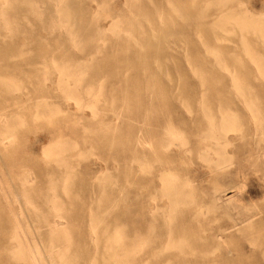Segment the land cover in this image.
<instances>
[{"label":"rangeland","instance_id":"1","mask_svg":"<svg viewBox=\"0 0 264 264\" xmlns=\"http://www.w3.org/2000/svg\"><path fill=\"white\" fill-rule=\"evenodd\" d=\"M31 1L34 2V6H32ZM133 1L97 0L93 2V0H89L84 2L83 6H79L74 4V0H69L67 3L71 6V9L68 8V12L70 11L69 13L76 16L75 20L70 18L76 23L74 26H76V33L79 35V37L77 36V43L81 46L80 49H77L79 46L74 47L66 27H62L61 30L59 22L55 21L56 23H54L52 29H49L51 22L49 15L51 10L49 4L51 2L49 0H11V3L6 0L3 6L4 0H0L1 11L8 8V11L1 12L8 19L2 14L0 17V133L12 135L8 147L0 146V229H2V231L0 230V264H32L27 261L26 255L22 258L21 253H16L18 252L17 249L23 247L28 249V245L33 248L36 246L38 250L43 251L41 252L43 254L41 260L39 259L41 264H48L51 260L52 262L55 260V264H58L57 260L59 264L62 261L63 264H71L72 262V264H93L94 262V264H109L115 257V261L110 264L114 262H116L114 264H119L117 262L122 260V257L123 260L126 259L124 261L126 264H264V169L258 167L257 173L250 177L243 189V192L246 190L248 192L240 201L237 188L239 189L241 186V179L237 174V167L241 161L238 158L237 151H235L239 145V132L236 130L231 133L234 139V146L231 147L234 153H232V156H234L232 157V164L230 163L229 166L223 163L222 138H220V136L222 137V132H220L222 125L220 126V124H222L221 118L225 109V105H223L225 97L228 101V107L231 111L233 110L234 118L244 111L247 121L251 125L249 113L242 106L243 103L238 100L235 84L239 77L242 78L246 70L254 69L255 66V68H264V42L262 41L264 37H260L258 33L254 34L251 31H238L237 25H231L237 31L223 33L220 31L222 30L220 26H223L222 21L216 23L220 26L210 23L219 20L227 13L244 16L248 12H252L256 17L260 15L259 17L264 18V0H227V3L219 4L222 7L217 6L218 0H214L217 5L212 0H200L202 5H199V8L202 7L200 12L203 13L199 19L202 21L201 24L192 27L189 34L184 32L175 34V37L180 39L179 43L182 47H187L179 48L177 51L173 50L174 53H177L176 61L178 64H174V60L169 57L166 59L167 63L151 66L150 68L134 65L118 67L108 65L103 67L104 63L113 64L122 55L132 54L140 50V47L136 49L134 45L141 37H157L160 35L161 29L169 26L171 21L183 23V20H180L176 14L175 9L191 2V0ZM35 4L37 7H35ZM86 9V17L84 18L87 20L85 23L100 12L98 24L104 30L108 29L113 20L112 17L106 15L112 13L116 19H120L119 26L123 27V30L134 29L133 32L136 34H134L133 44L131 37H125L124 34H128L126 31L114 32L109 30L103 35L106 40L105 48L96 49V44L103 45L104 40L98 39L99 37L95 33L92 35L83 33L84 29L81 22L83 16L80 14L81 11ZM6 12L7 14H5ZM142 17H145V19ZM160 20L163 21L160 22ZM262 20L264 22V19ZM8 24L13 28H8ZM16 24L17 27H15ZM214 26L216 27L214 28ZM4 28L6 29L4 30ZM10 28L15 32L12 29L10 32ZM200 28L207 30L212 28L217 32L197 33L196 30ZM14 34H16V37H14ZM116 35L118 37H115ZM120 36L127 39H124V42L121 43L118 41L121 38ZM243 37L246 38L247 42L243 41ZM201 42L205 44L202 45ZM2 50H6V52L3 53ZM250 52L254 54L252 55ZM53 58L56 63L58 61L59 66L66 67L68 71L66 72V69H64L66 73H72H70V75H73L70 79L72 82L71 88H75L73 89L74 92L72 90L73 97L82 96V101L87 103L91 99L90 97L93 96L92 93H95V96L97 95V97H93L96 98L94 100H96L95 103L98 104L96 107L99 110L96 116L91 114L89 108L84 107V110L80 111L73 100L64 98V92L56 85L58 80L57 71L50 64L52 61L49 59ZM218 59L219 61H226V64L223 61L222 64H219ZM70 62L74 63L71 64ZM84 62L87 65H83ZM75 64H77V69ZM84 66H86V69H84ZM96 66L101 68L99 72L96 71ZM226 66L231 72L225 71ZM82 70L84 71L82 72ZM194 71L197 73H194ZM74 72L82 76L79 78V74L77 75L79 82L76 84L74 80L76 81L77 76L75 77ZM84 72L85 74H83ZM134 73L139 74L136 80H132L131 77ZM46 74H48L49 80H45ZM236 74L238 75L236 76ZM200 75L201 78H199ZM232 75L234 78L236 77L234 82H231L233 81ZM84 77L85 79H83ZM208 78H213L214 82H209ZM201 80L203 84L200 83ZM263 81L262 78L259 80L248 76L247 82L250 91H252V100L254 103H259L263 111L262 115H264ZM256 94L259 99H256ZM204 111L207 116L204 115ZM118 115H120V118H118ZM80 116L83 118H80ZM168 124L172 126L170 127ZM210 125L214 127H210ZM173 126L175 127L174 133L179 135L180 132V140L176 139L177 145L170 144V148L166 146L169 141L171 142V136L167 133L169 134V129L172 128L171 130H173ZM215 127L218 129L214 131ZM164 128L167 133L162 130ZM184 133L185 136H182ZM166 135L170 137L168 140ZM140 137L144 139L142 142L138 141ZM212 137L219 140V145L215 144L216 141ZM237 138L238 140L235 141ZM162 139L164 140L162 141ZM181 140L184 146L180 144L182 143ZM57 142L59 144L55 155L48 158L43 147L55 146ZM204 152L205 154H203ZM133 156L135 161L132 160ZM145 156L147 159L143 158ZM144 159L146 160L144 161ZM147 160L148 162H146ZM145 162L148 164L145 165ZM58 164L60 165L58 166ZM143 167L148 170H143ZM150 167L152 168L150 169ZM50 169H55L51 172L53 175L49 174L48 170ZM165 169L174 171L178 179L180 178L179 181L182 182L187 179L193 185V195L180 199L184 204L179 203L180 200L179 202L176 201L177 205L173 204L165 194L164 188L163 191L161 190L163 184L160 174ZM227 171H230L231 174L227 175ZM67 172L75 174L70 173L74 177L70 179L69 176L68 183L64 182L66 183L65 189L68 190H66V193L63 192L62 181ZM28 173L33 176V182L29 185L28 192H25L21 180L25 178V174L28 176ZM53 176H55V179ZM52 181H56V183ZM67 185L68 187H66ZM53 186H55L56 191H59H51L50 188ZM87 187L88 189H86ZM23 193L28 200L23 198ZM90 193L94 194L91 196ZM16 195H20V198ZM191 196H193L194 202H191ZM15 197L18 200H15ZM189 198H191V201ZM241 202L247 204L251 214H255L256 209L261 207L259 209L260 214L254 215V219L257 217L255 220L263 219L260 226L246 228V222H238L241 218V210H239L241 209L239 207ZM254 203H258L257 208H254ZM172 204L178 212L172 207ZM228 204L233 206L231 207ZM54 205H57L59 209L57 212H60V214L64 210L66 211L61 214L62 216L65 215L61 218V222L66 225V230L65 233H60L62 235H59L61 236L59 240L58 236H55L59 233L52 234L49 232V226L47 225L48 220L54 219V214H56V208H53ZM178 205L179 207H177ZM89 206H92V208H89ZM226 207L229 209L226 210ZM158 208L160 209L158 210ZM172 210L173 214H171ZM179 211L181 215L178 214ZM169 212H171L170 215ZM174 213L175 217L177 215L176 218L173 217ZM23 214L25 216L21 217ZM157 214H161V217ZM146 217L148 220H146ZM94 218L98 223L94 221ZM92 220L96 224H91ZM166 220L172 222L168 221L169 223L166 224ZM16 224L21 225L20 228ZM13 228L18 232H14ZM237 228L240 232H237ZM20 229L23 232H20ZM92 229H96L98 235L91 232ZM66 231L71 234L67 235ZM171 233L173 239L170 236ZM63 234H66L65 237H62ZM53 235L54 237H52ZM113 236L120 238V240L124 238V240L121 242ZM178 236L181 239L180 241L176 239L179 238ZM184 236L186 240L188 239L187 241ZM192 237L197 243L194 242L195 240L192 242ZM175 239L178 242H175V245L179 242L180 244L177 246L181 247L184 243L185 245L171 250ZM91 240H97V244ZM203 240L204 242H201ZM57 241L59 242L57 243ZM147 241H150V245L147 244ZM168 241L172 242L168 243ZM190 241L196 245L190 244ZM60 242L61 244H59ZM172 243L173 245H171ZM121 244L126 246L127 244L128 246L134 244V246L132 248L130 246L131 251L128 247L129 251L127 249L128 252L126 253V246ZM137 244L140 246H136ZM167 244H170L172 248ZM108 245L113 247L111 246V248ZM189 245L191 246L189 247ZM56 246H59L60 249ZM214 246H217L218 249ZM64 247H66L65 253L62 250ZM183 247L186 251L183 250ZM196 247L197 249L194 250ZM105 248L107 253H105ZM133 248H138V251H140L138 252L136 249V252H134ZM59 250L62 251L60 254L58 253ZM197 250L198 252L202 251V253L205 251L208 256L203 253V257L202 253H198ZM119 251L122 252L119 253ZM123 251L128 254L125 255L126 257L123 256L125 254ZM181 251H183L182 254H180ZM192 251L195 252V255ZM55 253L56 255L58 253L57 257H55L56 255L53 257ZM115 253L121 259L118 258L119 260H117V256H112ZM25 254H28V252ZM64 254H67V256L65 257ZM13 255H17L20 260L17 256H15L16 258L13 257ZM72 256L74 259H72ZM108 257H112L109 259L110 262L108 260L106 262ZM132 258L135 259L134 262ZM42 259L44 261L47 259L46 263ZM63 259L66 261L64 262ZM124 262L123 264H125Z\"/></svg>","mask_w":264,"mask_h":264},{"label":"bare ground","instance_id":"2","mask_svg":"<svg viewBox=\"0 0 264 264\" xmlns=\"http://www.w3.org/2000/svg\"><path fill=\"white\" fill-rule=\"evenodd\" d=\"M11 0H9V2H10ZM25 1V0H24ZM27 1V0H26ZM51 3L49 4L50 5V7H51V10L49 11V15H50V18H51V22H50V26H49V29L51 30L52 29V27H53V25H54V23H56L55 21H57V22H59V25H60V29L62 30V27H66L67 28V30H68V32H69V36H70V38H71V41H72V43L74 44V47L75 46H77L78 45V38H77V36L79 37V35H77V33H76V30H75V28H76V26H74V25H76V23H74L73 22V20H75V15L73 16V13L71 14V13H69L68 12V8L69 9H71V6L70 5H68V1L69 0H49ZM87 1H89V0H74V4H77V5H79V6H83V4H84V2H87ZM94 1H97V0H93V2ZM133 1V0H132ZM135 1V0H134ZM133 1V2H134ZM212 1H214V0H212ZM211 1V2H212ZM227 0H218V5L216 4L217 2H215V4L217 5V6H219V4H224V3H227L226 2ZM2 2V1H1ZM5 2H6V0H4V3L2 4V6L5 4ZM8 2V3H9ZM13 2V1H12ZM17 2V1H16ZM32 2V1H31ZM31 2H30V4H31ZM37 2V1H36ZM136 2H138L137 0H136ZM135 2V3H136ZM211 2H209L210 4H211ZM213 2V3H214ZM7 3V4H8ZM11 3V2H10ZM9 3V4H10ZM33 3L34 2H32V6H34L33 5ZM128 4H129V2H127ZM208 3V5H210ZM126 4V3H125ZM124 4V5H125ZM137 4V3H136ZM214 4V5H215ZM14 5V4H13ZM36 5V4H35ZM199 5H202L201 4V1L200 0H191V2L189 3V4H186L185 6H183V7H178V9L176 8L175 9V11H176V14L179 16V18H180V20H183L182 22L183 23H180V22H178V21H171V23H170V25L169 26H167L166 28H164V29H161V31H160V35H158L157 37L156 36H153V37H150V36H147V37H145V38H142L141 37V39H138L137 40V38H136V45H134V47H136V49H137V47H140L141 49L140 50H142V51H140V50H137V51H135V52H133L132 54H127V55H122L121 56V58L117 61V62H115V63H111V64H103V67H107L108 65H112L113 67H118V66H130V65H134V66H144L145 68H150L151 66H158V65H162V64H165V63H167L166 62V59L167 58H171V59H173L174 61H173V63L174 64H178V62L176 61V58L178 57L177 56V53H174V51L173 50H175V51H177L179 48H187V47H182V45L179 43V41H180V39L178 38V37H175V34H177L178 32L180 33V32H184L185 34H189L190 32H191V30H192V27H194V26H196V24H201V20H199L200 18H201V15L203 14L202 12H200V11H202V7H200L199 8ZM208 5H206V6H208ZM212 5V4H211ZM214 5H213V8H214ZM10 6V5H9ZM8 6V7H9ZM26 6H28V5H26ZM107 6V5H106ZM105 6V7H106ZM205 6V7H206ZM216 6V7H217ZM1 7V6H0ZM7 7V6H6ZM29 7H31V6H29ZM35 7H37V5L35 6ZM103 7V6H102ZM215 7V8H216ZM219 7H222V6H219ZM4 8V7H3ZM98 8H99V6H98ZM131 8V7H130ZM136 8V7H135ZM208 8H209V6H208ZM208 8H206V9H208ZM8 9V8H7ZM6 9V10H7ZM9 9H11L10 7H9ZM15 9V8H14ZM6 10H2L3 12L4 11H6ZM38 10H39V8H38ZM1 9H0V17H1ZM8 11V10H7ZM10 11V10H9ZM86 11H87V9L86 10H84V11H81V16H83V17H81L82 18V20H81V22H82V27H83V29H84V31H83V33L84 34H88V35H92V34H96L99 38L98 39H102V40H104L103 42H104V44L103 45H99V44H96V49H101V48H105V46H106V40L103 38V35H105L106 33H107V31H114V32H117V31H122V32H124V31H126L128 34L126 35V34H124L125 35V37H131L132 38V40L135 38V36H134V34H136V33H134L133 31H134V29H125V30H123L122 28H121V26H119L120 25V19H116V17H115V15H113L112 13H107V17H112V20H113V22L110 24V26H109V28L108 29H103L102 27H100L99 26V24H98V21H99V18H100V15L99 14H101L100 12H98L97 13V15L95 16L94 15V17H91L92 19L90 20V21H88L87 23H85L86 22V18H84V17H86ZM98 11V10H97ZM14 12V11H13ZM33 12H35V11H33ZM37 12V11H36ZM35 12V13H36ZM41 12V11H40ZM37 13H39V12H37ZM5 14H7V12L5 13ZM11 14V13H10ZM31 14H32V12H31ZM34 14V13H33ZM71 14V15H70ZM95 14V13H94ZM144 14V13H143ZM175 14V15H176ZM226 14V13H225ZM2 15H4V13L2 14ZM22 15V14H21ZM39 15H41V14H39ZM42 15H43V13H42ZM134 15V14H133ZM8 16V15H7ZM169 16V15H168ZM260 16V15H259ZM256 17L252 12H248L246 15H244V16H241V15H232L231 13H227V15H223L219 20H216V21H212V22H210L211 24H214V25H216V23H220L221 21H222V24H223V26L221 27L220 25H216V26H220V28L222 29V30H220V31H222L223 33L224 32H226V33H228V32H235V31H245V32H248V31H251V32H253L254 34H256V33H258L259 35H260V37H264V27H262V26H264V25H262L264 22H263V20L262 19H264L263 17ZM3 17V16H2ZM4 17H5V15H4ZM38 18L40 17V16H37ZM36 17V18H37ZM44 17V16H43ZM43 17H42V19H43ZM73 18V20L71 19V18ZM136 17V16H135ZM223 17H225L224 19H222ZM5 18H7V17H5ZM5 18H3V19H5ZM14 18V17H13ZM142 18H144L145 19V17H142ZM159 18H160V15H159ZM170 18V17H169ZM178 18V19H179ZM8 19V18H7ZM135 19V18H134ZM162 19V18H161ZM15 20V19H14ZM26 20H27V18H26ZM148 20V19H147ZM146 20V21H147ZM159 20V19H158ZM172 20V19H171ZM179 20V21H180ZM161 21H163V20H160V22ZM4 22H6V21H4ZM41 22H43V21H41ZM8 23H9V21H8ZM45 23V22H44ZM146 23H149V22H146ZM14 24V23H13ZM27 24H28V21H27ZM221 24V25H222ZM3 25H5L4 23H3ZM47 25V24H46ZM57 25V24H56ZM122 25V24H121ZM161 25H162V23H161ZM230 25V26H229ZM231 25H237L236 27H238V29L236 30V28H233V26H231ZM129 26H130V24H129ZM140 26V25H139ZM216 26H214V28L216 27ZM7 27V26H6ZM9 27H12L13 28V26H9V24H8V28ZM15 27H17V24H16V26ZM30 27V26H29ZM131 27V26H130ZM149 27L151 28V25L149 24ZM165 27V26H164ZM12 28H10V32L13 30ZM42 28H44V27H42ZM54 28H56L55 26H54ZM59 28V27H58ZM65 28V29H66ZM126 28V27H125ZM219 28V29H220ZM6 28H4V30H5ZM12 29V30H11ZM16 29V28H15ZM26 29V28H25ZM48 29V30H49ZM7 30H9V29H7ZM55 30V29H54ZM53 30V31H54ZM196 30V29H195ZM17 31V30H16ZM29 31V30H28ZM64 31V30H63ZM66 31V30H65ZM143 31V30H142ZM150 31H153V30H150ZM13 32H15L14 30H13ZM20 32V31H19ZM58 32V31H57ZM114 32H112V33H114ZM154 32V31H153ZM196 32L197 33H199V32H213V33H215V32H217V30H215V29H212V28H209L208 30L207 29H205V28H203V29H198V30H196ZM52 33V32H51ZM63 33V32H62ZM143 33V32H142ZM141 33V34H142ZM11 34H13V33H11ZM17 34V33H16ZM16 34H14V37H16L15 35ZM22 34V33H21ZM67 34V33H66ZM119 34V33H118ZM8 35V34H7ZM20 35V34H19ZM62 35V34H61ZM146 35V34H145ZM214 35V34H213ZM217 35V34H216ZM215 35V36H216ZM8 36H10V35H8ZM13 36V35H12ZM60 36V35H59ZM81 36V35H80ZM142 36V35H141ZM144 36V35H143ZM218 36V35H217ZM14 37H13V39H14ZM115 37H118L117 35L115 36ZM121 37V36H120ZM123 37V36H122ZM120 38L118 41L119 42H124V39H127V38H125V37H123V38ZM130 38V39H131ZM12 39V40H13ZM118 39V38H117ZM199 39V38H198ZM219 39V38H218ZM217 39V40H218ZM243 39V41H246L245 39V37H243L242 38ZM264 39V38H263ZM11 40V41H12ZM135 40V39H134ZM134 40L132 41V44H133V42H134ZM183 40H185V39H183ZM200 40V39H199ZM214 40V39H213ZM79 41H81L80 39H79ZM128 41H129V39H128ZM263 42H264V40H262ZM118 42V43H119ZM129 42H131V41H129ZM247 42V41H246ZM33 43V42H32ZM80 43V42H79ZM128 43V42H127ZM249 43V42H248ZM129 44V43H128ZM201 44L203 45V44H205V43H202L201 42ZM250 44V43H249ZM13 45H14V43H13ZM245 45V44H244ZM5 46V45H4ZM79 46V45H78ZM77 46V47H78ZM204 46H206V45H204ZM243 46V45H242ZM246 46H247V43H246ZM250 46H251V44H250ZM249 46V48H251ZM80 47L81 46H79V48H77V49H80ZM82 47H83V45H82ZM115 47H116V45H115ZM117 47H118V45H117ZM133 47V46H132ZM203 47V46H202ZM206 48H208V47H206ZM85 49V48H84ZM83 49V50H84ZM87 49H88V47H87ZM113 49H114V47H113ZM75 50H76V48H75ZM82 50V51H83ZM186 50V49H185ZM205 50V49H204ZM210 50H212V49H210ZM253 50H255V49H253ZM3 51V53L4 52H6V50H2ZM187 51V50H186ZM213 51V50H212ZM247 51V50H246ZM17 52V51H16ZM211 52V51H210ZM248 52V51H247ZM255 52V51H254ZM215 53V52H214ZM251 53V52H250ZM212 54V53H211ZM252 54V53H251ZM254 54V53H253ZM252 54V55H253ZM217 55V54H216ZM222 55V54H221ZM251 56V55H250ZM218 57V56H217ZM223 57V56H222ZM221 57V58H222ZM225 57V56H224ZM92 58H93V56H92ZM164 58H165V60H164ZM215 58V57H214ZM252 58V57H251ZM219 59H220V57H219ZM219 59H218V63L219 64H222L221 62L223 61H219ZM224 60H225V58H223ZM231 59H232V57H231ZM49 60H51L52 62L50 63V62H48V63H50V64H52V66L54 67L53 69H55L56 71H57V76H58V80H57V87L59 88V89H61L63 92H64V98L65 99H67V100H73L74 101V104L78 107V109L81 111V110H84V107H87V108H89L90 110H91V114L93 115V116H96L98 113H99V110L97 109V107H96V105H98L97 104V102L95 103V101L96 100H94V99H96V98H93L94 96H95V93H92V97H90L91 99L87 102V103H84L83 101H82V99H81V97H73V92L75 91V90H73V89H75V88H71V84H72V82H71V77L73 76V75H70V73L68 74V73H66V72H68L67 71V69H66V67L65 68H62L63 67V65L62 66H59L58 64V61H57V63L55 62V59L53 58V59H49ZM78 60H80V59H78ZM216 60V59H215ZM252 60H254L253 58H252ZM69 61V60H68ZM85 61H87V60H85ZM216 62V61H215ZM214 62V63H215ZM224 62V61H223ZM226 62V61H225ZM224 62V63H225ZM256 62V61H255ZM61 63V62H60ZM71 64H73L72 62H70ZM77 63V62H76ZM223 63V64H224ZM234 63V62H233ZM254 63V62H253ZM64 64V63H63ZM69 64V63H68ZM226 64V63H225ZM224 64V65H225ZM49 65V64H48ZM76 65L77 64H75V68H76ZM83 65H87V64H85V62L83 63ZM232 65V64H231ZM51 66V67H52ZM67 66V65H66ZM219 66V65H218ZM72 67H74L73 65H72ZM81 67V66H80ZM86 66H84V69H86L85 68ZM88 67V66H87ZM97 67V66H96ZM175 67V66H174ZM224 67V66H223ZM256 67V66H255ZM254 67V69H248V70H246L245 71V73L243 74V76H242V78H240L239 77V79L236 81V84H235V86H236V92H237V95H238V100L240 101V102H242L243 103V105L242 106H244V109L249 113V116H250V123H251V125L249 124V122L247 121L248 119L246 118V114L244 113V111H243V113L242 112H240V114H239V116L238 117H236V118H234V116H233V114H232V111H231V109L228 107V101H227V99H226V97L224 98V103H223V105H225L224 106V111H223V115H222V118H221V120H222V124H220V126H221V131L220 132H222V137L220 136V138H222V157H223V163L224 164H227L228 166H229V164L232 162V157L234 156H232V150L233 149H231V147L232 146H234L233 145V141H234V139L232 138V136H231V133L233 132V131H236V130H238V134H239V136H238V138H239V145L237 146V149L235 150V151H237V153H238V155H239V159H240V165H238V167H237V174L239 175V177H240V179H241V186H240V188L238 189L237 188V192H238V196H240V198H238V197H236V198H238L240 201H242L243 200V198L245 197V193H247L248 192V190H246L245 192H243V189H244V187H245V185H246V183H247V181L250 179V177L252 176V175H254V174H256L257 173V171H258V167H260V168H262V169H264V164H263V157H264V115H262L263 113V111H262V108L259 106V103L257 104V103H254L253 102V100H252V95H251V92L252 91H250V88L248 87L249 86V84H247V82H248V76H252L253 78H255V79H259L260 80V78H262V80H264V68H261V67H257V68H255ZM48 68V67H47ZM67 68H69L68 66H67ZM78 68H79V66H78ZM82 68V67H81ZM159 68H161V67H159ZM192 68V67H191ZM64 69H66V72L64 71ZM71 69V68H70ZM77 69V68H76ZM90 69V68H89ZM96 69V71H100V67H97V68H95ZM242 69H244V68H242ZM162 70V69H161ZM168 70V69H167ZM228 70V72H231L228 68H227V66L225 67V71H227ZM235 70V69H234ZM69 71H72V70H69ZM74 71H75V69H74ZM79 71V70H78ZM84 70H82V72H83ZM75 72H77V71H75ZM74 72V73H75ZM86 72V71H85ZM85 72L83 73V74H85ZM90 72H91V70H90ZM145 72V71H144ZM167 72V71H166ZM234 72V71H233ZM73 73V74H74ZM86 73H88V72H86ZM194 73H197V72H195L194 71ZM72 74V73H71ZM76 74V73H75ZM79 73H77L76 75H75V77L78 75ZM127 74V73H126ZM129 74V73H128ZM163 74V73H162ZM229 74V73H228ZM227 74V75H228ZM233 74V73H232ZM48 74H46L45 75V80H49V78H48V76H47ZM82 75V74H81ZM146 75V74H145ZM169 75V74H168ZM203 75H205V74H203ZM238 74H236V76H237ZM127 76V75H126ZM126 76H124V77H126ZM229 76V75H228ZM80 77H82V76H80V74H79V78ZM132 80H136V79H138V77H139V74L138 73H134L132 76ZM169 77V76H168ZM74 78V77H73ZM78 78V76H77V79H76V81L74 80V82H75V84L76 83H78L79 82V79ZM199 78H201V75H200V77ZM232 78H233V81H231V82H234V80H235V78H234V76L232 75ZM83 79H85V77L83 78ZM180 79V78H179ZM231 79V78H230ZM150 80V79H149ZM216 80V79H215ZM84 81V80H83ZM171 81V80H170ZM179 81V80H178ZM208 81L209 82H214V80H213V78H208ZM257 81V80H256ZM46 82V81H45ZM204 82V81H203ZM264 82V81H263ZM150 83V82H149ZM200 83H202V80H201V82ZM205 83V82H204ZM154 84V83H153ZM203 84V83H202ZM206 84V83H205ZM234 84V83H233ZM77 86V85H76ZM79 86V85H78ZM260 86H262V85H260ZM232 88V87H231ZM88 89V88H87ZM89 89H93V88H89ZM139 89V88H138ZM208 89V88H207ZM72 90H73V92H72ZM86 90V89H85ZM262 90V89H261ZM88 91V90H87ZM93 91V90H92ZM99 91V90H98ZM97 91V92H98ZM234 91V90H233ZM77 92H79V91H77ZM89 92H91L90 90H89ZM94 92V91H93ZM102 92V91H101ZM148 92V91H147ZM206 92H208V91H206ZM83 93V92H82ZM88 93V92H87ZM202 93V92H201ZM205 93V92H204ZM203 93V94H204ZM263 93V92H262ZM2 94V93H1ZM88 94H90V93H88ZM87 94V95H88ZM97 94V93H96ZM101 94V93H100ZM150 94V93H149ZM202 94V95H203ZM208 94V93H207ZM254 95H255V93H253ZM79 96H80V94H78ZM86 95V94H85ZM152 95V94H151ZM175 95V94H174ZM200 95V94H199ZM236 95V96H237ZM201 96V95H200ZM205 96H206V94H205ZM204 96V97H205ZM257 94H256V99H259V98H257ZM85 97V96H84ZM95 97H97V95L95 96ZM203 97V96H202ZM86 99V98H85ZM203 99V98H202ZM86 101V100H85ZM91 101V102H90ZM93 101V102H92ZM97 101H98V98H97ZM209 101V100H208ZM205 103V102H204ZM263 104V103H262ZM210 106V105H209ZM264 106V105H263ZM165 107V106H164ZM202 108H203V106H202ZM222 108V107H221ZM206 110H207V108H206ZM209 110V109H208ZM203 111V110H202ZM208 112V111H207ZM204 115H206V113H205V111H204ZM210 115V114H209ZM248 115V114H247ZM83 116V115H82ZM207 116V115H206ZM3 117V116H2ZM85 117V116H84ZM80 118H83V117H81L80 116ZM118 118H120V115H118ZM207 119V118H206ZM213 119V118H212ZM220 120V119H219ZM214 121H216L215 119H214ZM213 124H214V122H213ZM112 125V124H111ZM169 125V124H168ZM167 125V126H168ZM215 125V124H214ZM166 126V125H165ZM170 126V125H169ZM172 126V125H171ZM170 126V127H171ZM169 127V128H170ZM210 127H214V126H211L210 125ZM216 127H218V126H216ZM214 128L213 130L215 131V129H218V128ZM113 128V127H112ZM172 129V128H171ZM171 129H169L168 130V128H167V130H168V132H169V134L167 133V131H166V129L164 128V129H162V130H165L164 132L165 133H167V135H170L171 136V142L169 143L168 142V144L166 145V146H169L170 148H171V146H170V144H173L174 146H175V144L177 145V142L175 141L176 139H179L180 138V132H179V129H178V132H179V135L178 134H176V133H174V129H175V127L173 126V130H171ZM206 129V128H205ZM210 130V129H209ZM176 131H177V129H176ZM175 131V132H176ZM177 132V133H178ZM213 132V131H212ZM217 132V131H216ZM182 133V132H181ZM205 133V132H204ZM209 133H211V131H209ZM236 133V132H235ZM216 134V133H215ZM163 135V134H162ZM166 135V136H167ZM217 135H221V134H217ZM236 135V134H235ZM11 136L12 135H10V134H8V133H0V146L1 147H8V145H9V143H10V139H11ZM135 136V135H134ZM165 136V137H166ZM182 136H185V133H184V135H182ZM213 136V135H212ZM104 137V136H103ZM164 137V138H165ZM217 137V136H216ZM219 137V136H218ZM168 138H170V137H168L167 136V140H168ZM182 138V137H181ZM186 138V137H185ZM210 138V137H209ZM213 138V137H212ZM211 138V139H212ZM215 138V137H214ZM213 138V139H214ZM219 138V139H220ZM238 138L235 140V141H237L238 140ZM136 139H137V137H136ZM173 139V140H172ZM144 139H141V137L138 139V141L139 142H142ZM164 139H162V141H163ZM166 140V139H165ZM170 140V139H169ZM180 140V139H179ZM187 140V139H186ZM215 140V139H214ZM214 140H211V141H214ZM221 140V139H220ZM176 143H175V142ZM178 141V140H177ZM216 142H215V144H218L219 145V140L217 139V140H215ZM179 142V141H178ZM181 142H182V140H181ZM167 143V142H166ZM186 143H188V142H186ZM58 142L55 144V146H46V147H43L44 149V153H45V155L46 156H48V158H51V157H53L54 155H55V151H56V149H57V147H58ZM180 144H183V142L182 143H180ZM180 147H182V146H184V144L181 146V145H179ZM185 146H187V145H185ZM165 148V147H164ZM217 150V149H216ZM215 151V150H214ZM206 152V151H205ZM205 152L203 153V154H205ZM218 152V151H217ZM216 152V153H217ZM234 154V153H233ZM140 155V154H139ZM142 155V154H141ZM145 155V154H144ZM210 155V154H209ZM136 156H138V155H136ZM203 156V155H202ZM236 157V156H235ZM143 158H146V156L145 157H143ZM210 158V157H209ZM208 158V159H209ZM134 159V156H133V158H132V160ZM135 159H137V158H135ZM138 159H140V158H138ZM147 159V158H146ZM146 159H144V161L146 160ZM236 159V158H235ZM131 160V161H132ZM233 160H234V158H233ZM238 160V159H237ZM133 161H135V160H133ZM138 161V160H137ZM144 161H142L143 163H144ZM146 162H148V160L146 161ZM145 162V165L146 164H148V163H146ZM232 164V163H231ZM60 164H58V166H59ZM140 165V164H139ZM142 166H145V165H143V164H141ZM151 164H150V162H149V166H150ZM141 166V167H142ZM149 166H146V167H149ZM233 166V165H232ZM227 167V166H226ZM231 167V166H230ZM234 167V166H233ZM152 167H150V169H151ZM223 168V167H222ZM227 168H229V167H227ZM254 168H255V170H254ZM144 169H146V170H148L147 168H144L143 167V170ZM53 170H55V169H50V170H48L50 173L49 174H52L53 175V173H51ZM145 170V171H146ZM224 170V169H223ZM227 170V169H226ZM59 172V171H58ZM226 172V171H225ZM70 173H72V172H67L65 175H64V179H63V183H62V186L64 187H62L63 188V192H66V190L67 189H65V185H66V183H68L67 182V179H71V175H70ZM144 173V172H143ZM29 174V173H28ZM73 175L75 174V173H72ZM231 174V172L230 171H227V175H230ZM48 175V174H47ZM161 176H160V178H161V182H162V184H163V187H161L162 189V191H163V188H164V192H165V194L167 195V197L170 199V201H172L173 202V204H175V205H177L176 204V201L177 202H179V200L181 199L182 200V198H185L186 196H190V195H193L192 193H193V185L191 184V182L190 181H188L187 179H185V181H179V179H178V177H177V175H176V173H174V171H172V170H169V169H165V170H163L162 172H161V174H160ZM224 175V174H223ZM226 175V174H225ZM70 176V177H69ZM99 176V175H98ZM234 176V175H233ZM258 176V175H257ZM48 177H49V175H48ZM60 177V176H59ZM69 177V178H68ZM74 177V176H73ZM72 177V178H73ZM224 177V176H223ZM264 177V176H263ZM24 178V177H23ZM51 178V177H50ZM53 178L55 179V176H53ZM56 178H57V176H56ZM101 179V178H100ZM99 179V180H100ZM104 179V178H103ZM257 179V178H256ZM53 180V179H52ZM223 180V179H222ZM258 180V179H257ZM260 180V179H259ZM72 181V180H71ZM71 181H70V183H71ZM102 181V180H101ZM100 181V182H101ZM21 182H22V185L24 186V190L23 191H27L28 192V190L30 189V184L33 182V176H31L30 174L28 175V176H26V174H25V178L23 179V180H21ZM53 183H56V181L54 182V181H52ZM64 182H66V183H64ZM263 182V181H262ZM52 183V184H53ZM70 183H69V186H70ZM74 183V182H73ZM82 184V183H81ZM33 185V184H32ZM99 185H100V183H99ZM237 185V184H236ZM264 185V184H263ZM91 186V185H90ZM105 186V185H104ZM66 187H68V185L66 186ZM89 187V186H88ZM88 187L86 188V189H88ZM226 187V186H225ZM90 188V187H89ZM94 188H95V186H94ZM65 189V190H64ZM259 189H261V188H259ZM50 190L51 191H56V189H55V186H53V187H51L50 188ZM97 190V189H96ZM59 191V190H58ZM58 191H56V192H58ZM68 191V190H67ZM69 191H71V190H69ZM225 191H227V190H225ZM98 192V191H97ZM161 192V191H160ZM16 193V192H15ZM67 193V192H66ZM28 194V193H27ZM91 194V193H90ZM90 194H89V196H90ZM94 194V193H93ZM93 194H91V196L93 195ZM162 194H164V193H162ZM23 195H24V193H23ZM98 195V194H97ZM165 195V196H166ZM195 195V194H194ZM18 198H20V195H16ZM28 196V195H27ZM158 196V195H157ZM164 196V195H163ZM162 196V197H163ZM164 196V197H165ZM97 197V196H96ZM102 197V196H101ZM104 197V196H103ZM161 197V198H162ZM166 197V198H167ZM192 197V201H191V198H189L190 199V201L191 202H194V200H193V196H191ZM195 197V196H194ZM23 198H25V200L27 199L28 200V198L24 195L23 196ZM91 198V197H90ZM151 198V197H150ZM154 198V197H153ZM217 198V197H216ZM262 198V197H261ZM155 199H156V197H155ZM195 199V198H194ZM215 199V198H214ZM242 199V200H241ZM15 200H18V199H16V197H15ZM149 200V199H148ZM153 200V199H152ZM180 200V201H181ZM264 200V199H263ZM92 201V200H91ZM216 200H214V202H215ZM229 201H231V200H229ZM237 201V200H236ZM236 201H235V203H236ZM187 202V201H186ZM214 202H213V204H214ZM232 202V201H231ZM179 203H182V201L181 202H179ZM188 203V202H187ZM216 204H217V202H215ZM228 203V202H227ZM143 204V203H142ZM173 204H172V207H173ZM182 204H184V203H182ZM232 204V203H231ZM237 204V203H236ZM236 204H234V205H236ZM151 205V204H150ZM228 205H230V204H228ZM228 205H226L227 207H228ZM238 205V204H237ZM250 205V204H249ZM165 206V205H164ZM231 206V205H230ZM229 206V207H230ZM233 206V205H232ZM231 206V207H232ZM253 206V205H252ZM251 206V207H252ZM92 208V206H89V208ZM99 208H100V206H98ZM158 207V206H157ZM177 207H179V205L177 206ZM182 207H183V205H182ZM217 207V206H216ZM223 207V206H222ZM226 207V210L227 209H229V208H227ZM238 207V206H237ZM239 207H241V209H239V210H241L240 211V214H241V218H240V220L238 221L239 223H245V227L246 228H249V227H251V228H254V227H257V226H260L261 224H262V220L263 219H258V220H255L254 219V215H257V214H260V211H259V209L261 208V207H259V209H256L257 210V212L255 213V214H251L250 213V208L247 206V204L246 203H244V202H241V204L239 205ZM258 207V203H254V208H257ZM54 209L56 208V214H54V219H50V220H48L49 222L47 223V225L49 226V232H51L52 234H56V233H59L58 235H55L56 237L58 236V240H59V237H61V236H59V235H62V234H60V233H65V230H66V225H64L62 222H61V218H63L64 216H62L61 214L65 211H63L61 214H60V212H57V211H59V209H58V207H57V205H54V207H53ZM65 208V207H64ZM98 208V209H99ZM102 208V207H101ZM170 208H171V206H170ZM173 208H175V207H173ZM58 209V210H57ZM63 209V208H62ZM61 209V210H62ZM143 209V208H142ZM153 209V208H152ZM152 209H150V210H152ZM160 208H158V210H159ZM168 209V208H167ZM180 209V208H179ZM213 209V208H212ZM264 209V208H263ZM77 210V209H76ZM79 210V209H78ZM92 210V209H91ZM100 210V209H99ZM113 210V209H112ZM147 210H149V209H147ZM149 210V211H150ZM171 210V209H170ZM175 210H176V208H175ZM231 210V209H230ZM234 210V209H233ZM232 210V211H233ZM238 210V211H239ZM101 211V210H100ZM130 211V210H129ZM177 211V210H176ZM175 211V212H176ZM202 211V210H201ZM209 211V210H208ZM66 212V211H65ZM132 212V211H131ZM157 212V211H156ZM178 212V211H177ZM237 212V211H236ZM235 212V213H236ZM12 213H15V212H12ZM76 213V212H75ZM150 213V212H149ZM148 213V214H149ZM152 213V212H151ZM159 213V212H158ZM170 213L171 212H169V215H170ZM197 213H198V211H197ZM196 213V214H197ZM201 213V212H200ZM233 213V212H232ZM234 213V214H235ZM65 214H67V213H65ZM79 214H82V213H79ZM131 214V213H130ZM144 214V213H143ZM166 214V213H165ZM164 214V215H165ZM171 214H173V210H172V213ZM177 214V213H176ZM178 214H180V211H179V213ZM233 214V215H234ZM237 214H238V212H237ZM0 215H1V213H0ZM152 215V214H151ZM150 215V216H151ZM153 215H155V214H153ZM152 215V216H153ZM161 214H157V216H160ZM167 215V214H166ZM181 215V214H180ZM239 215V214H238ZM237 215V216H238ZM15 216V215H14ZM23 216H25L24 214L23 215H21V217H23ZM67 216V215H66ZM76 216V215H75ZM156 216V215H155ZM173 216V215H172ZM171 216V217H172ZM236 216V217H237ZM261 216V215H260ZM16 217V216H15ZM49 217V216H48ZM81 217V216H80ZM96 217V216H95ZM161 217V216H160ZM171 217H169V218H171ZM173 217H175V213H174V216ZM173 217H172V219H173ZM176 217H177V215H176ZM175 217V218H176ZM185 217V216H184ZM2 218V217H1ZM97 218V217H96ZM155 218V217H154ZM163 218V217H162ZM238 218V217H237ZM49 219V218H48ZM167 219V218H166ZM171 219V220H172ZM182 219V218H181ZM96 219L94 218V221H95ZM98 220H99V218H98ZM146 220H148L147 219V217H146ZM150 220V219H149ZM151 220H152V218H151ZM164 220V219H163ZM171 220H166V224H168L169 222L168 221H171ZM13 221V220H12ZM14 221H16V220H14ZM18 221V220H17ZM95 222H97V221H95ZM100 222V221H99ZM165 222V221H164ZM172 222V221H171ZM236 222V221H235ZM234 222V223H235ZM12 223H16V222H12ZM93 223V220L91 221V224ZM98 223V222H97ZM154 223V222H153ZM177 223V222H176ZM182 223H183V221H182ZM20 224V223H19ZM88 224H90L89 222H88ZM93 224H96V223H93ZM171 224V223H170ZM178 224V223H177ZM188 224V223H187ZM236 224V223H235ZM13 225H15V224H13ZM16 225H18V224H16ZM68 225H69V223H68ZM150 225H151V223H150ZM153 225V224H152ZM19 226V225H18ZM21 226V225H20ZM20 226H19V228H20ZM88 226H90V225H88ZM155 226V225H154ZM242 226H243V224H242ZM91 227H92V225H91ZM167 227V226H166ZM172 227H173V224H172ZM178 227V226H177ZM238 227V226H237ZM241 227V226H240ZM239 227V228H240ZM15 228V227H14ZM14 228L12 229L14 232H18V230L16 231V230H14ZM16 228H18V227H16ZM97 228V227H96ZM171 228V227H170ZM169 228V229H170ZM236 228V227H235ZM177 229V228H176ZM179 229V228H178ZM238 229V228H237ZM1 231H2V229H0ZM69 230V229H68ZM150 230V229H149ZM152 230V229H151ZM173 230V229H172ZM175 230V229H174ZM0 231V232H1ZM22 230L20 229V232H21ZM97 231H98V229H97ZM153 231H154V229H153ZM167 231V230H166ZM169 231V230H168ZM171 231V230H170ZM23 232V231H22ZM91 232H93V233H97L96 232V229H92V231ZM149 232V231H148ZM173 232V231H172ZM237 232H240L239 231V229L237 230ZM4 233V232H3ZM50 233V234H51ZM66 233H67V231H66ZM120 233V232H119ZM169 233V232H168ZM174 233V232H173ZM12 234H15V233H13L12 232ZM22 234V233H21ZM68 234H71L70 232L69 233H67V235ZM118 234V233H117ZM149 234V233H148ZM167 234V233H166ZM3 235V234H2ZM1 235V236H2ZM18 235V234H17ZM64 235H66V234H63V236L62 237H65ZM92 235V234H91ZM97 235H98V233H97ZM120 235V234H119ZM118 235V236H119ZM124 235V234H123ZM153 235V234H152ZM12 236V235H11ZM15 236H16V234H15ZM90 236V235H89ZM93 236V235H92ZM91 236V237H92ZM115 236H116V234H115ZM117 236V237H118ZM122 236V235H121ZM170 236H172V239H173V234L171 233V235ZM14 237V236H13ZM52 237H54V235L52 236ZM106 237V236H105ZM109 237H111V236H109ZM114 237V236H113ZM146 237V236H145ZM151 237V236H150ZM179 237V236H178ZM4 238H5V236H4ZM20 238V237H19ZM72 238H73V236H72ZM95 238V237H94ZM93 238V239H94ZM107 238H108V236H107ZM106 238V239H107ZM114 238H116V237H114ZM137 238H139V237H137ZM184 238H185V236H184ZM183 238V239H184ZM193 238V237H192ZM196 238V237H195ZM198 238V237H197ZM206 238H209V237H206ZM212 238H214L215 239V237L214 236H212ZM223 238V237H222ZM13 239V238H12ZM26 239V238H25ZM53 239H55V238H53ZM57 239V238H56ZM55 239V240H56ZM92 239V238H91ZM99 239V238H98ZM101 239V238H100ZM105 239V238H104ZM108 239H110V238H108ZM107 239V240H108ZM113 239V238H112ZM123 240H124V238H122ZM135 239V238H134ZM142 239V238H141ZM147 239V238H146ZM176 239H178L179 241L181 240L180 239V237L179 238H176ZM176 239H175V241H173V243H174V245H173V243L171 244V245H173V248L171 247V245L169 244H167L168 246H170L171 248V250H173V249H178V248H181L183 245H185V243L180 247V246H177V245H179L180 244V242H179V244H176L175 245V242L176 243H178L177 241H176ZM204 239V238H203ZM214 239H212V240H214ZM9 240H10V238H9ZM21 240V239H20ZM63 240H65L64 238H63ZM67 240H68V238H67ZM116 240H120V238H116ZM123 240H120L121 242L123 241ZM126 240V239H125ZM152 240V239H151ZM168 240H170V239H168ZM185 240H186V238H185ZM188 240V239H187ZM186 240V241H187ZM195 239L193 238V240H192V242L194 241ZM207 240V239H206ZM216 240V239H215ZM13 241H15V240H13ZM17 241V240H16ZM74 241V240H73ZM91 241H95V240H91ZM97 241V240H96ZM96 241H95V243H96ZM111 241V240H110ZM114 241V240H113ZM143 241V240H142ZM172 241H168V243L169 242H172ZM183 241V240H182ZM182 241H181V243H182ZM200 241V240H199ZM22 242V241H21ZM54 242V241H53ZM59 241H57V243H58ZM65 242V241H64ZM69 242V240L67 241V243ZM137 242H139V241H137ZM191 242V241H190ZM192 242L190 243V244H192ZM194 242H196V240L194 241ZM201 242H204V240L203 241H201ZM16 243V242H15ZM19 243V242H18ZM17 243V244H18ZM28 243V242H27ZM56 243V242H55ZM74 243V242H73ZM73 243H72V245H73ZM108 243V242H107ZM107 243H106V245H107ZM117 243V242H116ZM135 243V242H134ZM141 243V242H140ZM144 243V242H143ZM150 243V241H147V244L148 245H150L149 244ZM197 243V242H196ZM21 244V243H20ZM26 244V243H25ZM59 244H61V242L59 243ZM97 244V243H96ZM95 244V245H96ZM98 244H99V242H98ZM109 244V243H108ZM113 244V243H112ZM142 244V243H141ZM57 245V244H56ZM75 245H76V243H75ZM106 245H104L105 247H107ZM118 245V244H117ZM121 245H123V244H121ZM147 245V246H148ZM167 245H166V248H167ZM188 245V244H187ZM192 245H196V244H192ZM204 245V244H203ZM202 245V246H203ZM15 246V245H14ZM27 246V245H26ZM29 247H28V249L27 248H24L22 245H21V248L22 249H17L18 250V252H16L17 254L18 253H21L22 255V258H24L25 257V255H26V257H27V261H29V263H32V264H41V262H40V258L42 257L41 255H43L41 252H43V251H40V250H38L37 249V247L36 246H34L35 248H33V247H31V245H28ZM53 246V245H52ZM63 246V244L61 245V247ZM69 246V245H68ZM70 246H71V244H70ZM108 246H110V245H108ZM112 246V245H111ZM110 246V247H111ZM115 246H116V244H115ZM123 246H126V245H123ZM123 246H120V247H123ZM131 246V245H130ZM130 246H128V244H127V246H126V253L129 251V249H128V247L130 248ZM133 246H134V244H133ZM133 246H131V248L133 247ZM136 246H138V244L136 245ZM140 246V245H139ZM138 246V247H139ZM142 246H144V245H142ZM147 246H145V247H147ZM191 245H189V247H190ZM198 246V245H197ZM54 247H55V244H54ZM53 247V248H54ZM59 246H56V248H58ZM95 247H98V246H95ZM113 247V246H112ZM111 247V248H112ZM144 247V248H145ZM149 247V246H148ZM188 247V246H187ZM187 247H186V249H187ZM193 247H195V246H193ZM217 247V246H216ZM215 246H214V248H216ZM218 247H220L219 245H218ZM218 247H217V249H218ZM52 248V247H51ZM52 248V249H53ZM56 248H54V249H56ZM65 248L66 247H64V249H62L63 251L65 250ZM131 248H130V251H131ZM184 249V251H186L185 250V247H183ZM58 249H60V248H58ZM57 249V250H58ZM106 249V248H105ZM117 249V248H116ZM121 249V248H120ZM123 249V248H122ZM121 249V250H122ZM127 249H128V251H127ZM137 249V251H138V248H136ZM136 249H132V250H135L134 252H136ZM140 249V248H139ZM170 249H166V250H170ZM197 249V247L194 249V250H196ZM209 249H212V248H209ZM27 250V251H26ZM78 250V249H77ZM82 250V249H81ZM141 250H142V248H141ZM151 250V249H150ZM181 250V249H180ZM190 251L192 250V248L191 249H189ZM202 250V249H201ZM14 251H16V250H14ZM55 251V250H54ZM67 251V250H66ZM110 251V250H109ZM117 251V250H116ZM115 251V252H116ZM140 251V250H139ZM138 251V252H139ZM144 251V250H143ZM176 251V250H175ZM188 251V250H187ZM189 251V252H190ZM206 251H209V252H211L210 250H206ZM215 251H216V249H215ZM218 251V250H217ZM26 252H28V254H25ZM60 252H62V251H58V253L60 254ZM120 252H122V251H119V253ZM124 252V251H123ZM182 252L183 251H181V253L180 254H182ZM197 252H198V250H197ZM196 252V253H197ZM212 252H214V251H212ZM49 253H50V251H49ZM58 253H57V255H58ZM64 253H65V251H64ZM105 253H107V249H106V252ZM109 253H111V252H109ZM114 253V252H113ZM125 253V252H124ZM123 254V256H127L128 254ZM133 253V252H132ZM158 253V252H157ZM161 253V252H160ZM192 253L194 254L195 252H193L192 251ZM198 253H202V251L200 252H198ZM204 254H207V253H205V251L203 252ZM202 253V255H203V257H204V254ZM13 254H15V253H13ZM62 254V253H61ZM154 254V253H153ZM156 254V253H155ZM169 254H170V252H169ZM172 254V253H171ZM174 254H175V252H174ZM178 255H179V252L177 253ZM186 254H187V252H186ZM191 254V253H190ZM193 254H192V256H193ZM200 254H198V255H200ZM51 255V254H50ZM49 255V256H50ZM54 255H56V253L55 254H53V257H54ZM57 255L55 256V257H57ZM65 255V254H64ZM69 255V254H68ZM80 255H81V253H80ZM103 255H104V253H103ZM112 255V254H111ZM120 255V254H119ZM122 255V254H121ZM130 256H131V254H129ZM135 255V254H134ZM133 255V256H134ZM137 255V254H136ZM166 255V254H165ZM185 255V254H184ZM195 255V254H194ZM198 255H196V256H198ZM210 255V254H209ZM15 256H17V255H15ZM14 255H13V257H15ZM20 256V255H19ZM20 256V257H21ZM24 256V257H23ZM47 256V255H46ZM67 256V254L65 255V257ZM71 256V255H70ZM78 256V255H77ZM112 256H117V253H115V254H113ZM125 256V257H126ZM129 256V257H130ZM160 256H163V255H160ZM186 256V255H185ZM201 256V255H200ZM207 256H208V254H207ZM18 257V256H17ZM51 257V256H50ZM50 257H48L49 259H51ZM60 257V256H59ZM58 257V258H59ZM96 257V256H95ZM94 257V259H96ZM124 257V258H125ZM132 257V256H131ZM187 257H189V256H187ZM205 257H206V255H205ZM16 258V257H15ZM60 258H62V257H60ZM64 258V257H63ZM71 258V257H70ZM76 259H79V258H77V257H75ZM112 258V257H111ZM111 258H107L106 259V262H107V260H108V262H110L109 261V259H111ZM116 258V257H115ZM115 258H114V260L113 261H115ZM118 258H120L121 259V257L120 256H117V260H119ZM134 258V257H133ZM132 258V259H133ZM155 258H156V256H155ZM207 258V257H206ZM209 258V257H208ZM18 259H19V257H18ZM40 259V260H39ZM45 259V258H44ZM44 259H42V261H44ZM52 259H54V258H52ZM57 259V258H56ZM72 259H74L73 258V256H72ZM75 259V260H76ZM130 259V258H129ZM20 260V259H19ZM26 260V259H25ZM24 260V261H25ZM47 260V259H46ZM45 260V261H46ZM64 260V259H63ZM66 260H67V258H66ZM66 260H64V262L66 261ZM75 260H73V261H75ZM83 260V259H82ZM134 260L135 259H133V262H134ZM44 261V262H45ZM49 261V260H48ZM55 261V260H54ZM52 262V260L51 261H49V263L48 264H50L51 262H52V264L54 263L55 264V262ZM60 261V260H59ZM62 261V260H61ZM69 261V260H68ZM67 261V262H68ZM71 261V260H70ZM77 261V260H76ZM95 261H97V260H95ZM103 261V260H102ZM104 261H105V259H104ZM112 261V260H111ZM112 261V262H113ZM124 261H126V259L125 260H123V257H122V260H119L117 263H119V264H123V262ZM129 261H131V260H129ZM26 262V261H25ZM63 262V261H62ZM61 262V264H63ZM66 262V263H67ZM78 262V261H77ZM112 262H110V263H112ZM189 262V261H188ZM43 263V262H42ZM46 263V262H45ZM57 263L59 264V262H58V260H57ZM71 263V262H70ZM73 263V262H72ZM71 263V264H72ZM91 263V262H90ZM95 263V262H94ZM93 263V264H94ZM104 263V262H103ZM109 263V264H110ZM114 263H116V262H114ZM113 263V264H114ZM125 263V262H124ZM130 263V262H129ZM69 264V263H68ZM106 264H108V263H106ZM126 264V263H125ZM131 264V263H130ZM171 264V263H170ZM185 264V263H184Z\"/></svg>","mask_w":264,"mask_h":264}]
</instances>
